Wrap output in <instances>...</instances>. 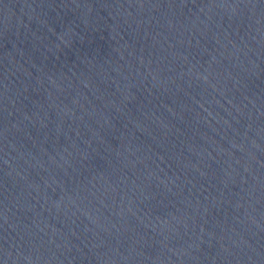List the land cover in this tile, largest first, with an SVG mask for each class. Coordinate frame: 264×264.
Listing matches in <instances>:
<instances>
[{
	"label": "water",
	"instance_id": "1",
	"mask_svg": "<svg viewBox=\"0 0 264 264\" xmlns=\"http://www.w3.org/2000/svg\"><path fill=\"white\" fill-rule=\"evenodd\" d=\"M0 264H264V0H0Z\"/></svg>",
	"mask_w": 264,
	"mask_h": 264
}]
</instances>
